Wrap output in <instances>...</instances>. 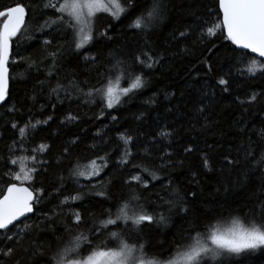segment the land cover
<instances>
[{
    "label": "trees",
    "instance_id": "trees-1",
    "mask_svg": "<svg viewBox=\"0 0 264 264\" xmlns=\"http://www.w3.org/2000/svg\"><path fill=\"white\" fill-rule=\"evenodd\" d=\"M16 2L17 0H0V7L12 6ZM21 2L25 6L31 4L32 7H35L32 0H21ZM36 2L38 3L40 0H36ZM203 2L204 0H161L165 10L160 20L154 21L145 29V32L150 35L127 28L126 25L130 21L124 19L123 14H121L120 20L113 19L110 12L103 11L96 14L92 19L96 33L108 29V35L113 38L112 40H99L94 46L86 45L85 54L91 56L99 54L100 59L97 64L85 61L83 56L76 59L70 53H66L59 62L53 63L48 56V51L42 45L44 34L37 31V28L39 24H43L45 19H55L59 14H53L51 17L27 18L26 34L35 33L40 39L29 42L22 36L17 42L14 38L12 60L23 59L27 62L11 63L9 66L10 94L5 104L0 107V168L3 167V160L12 159L15 145L23 147L29 155H33L34 151L36 153L41 145L50 149L42 155H37L39 160H47L48 163L40 168V174L36 176L35 184L37 187L42 185L46 190L44 199L37 205V208L43 209L44 215H51L52 221L38 219L42 215L39 212L32 216L31 220L26 223H39L41 229H30L26 236L22 233L18 244L5 240L4 244L14 243L17 251L12 257L0 260V264H45L43 258L33 257L32 251L36 247H46L49 244L55 248L61 236L65 238L60 246L61 254L65 248L75 247L77 236H81L80 244L81 247H84L83 236L88 235L87 229L92 226L94 221L99 225L101 214L98 203L100 197L87 195L90 190L102 191L105 184L111 180L112 194L119 196L122 192H126L121 181L128 175L129 170L134 175L139 174V169L132 168V164L140 165L141 168L159 169L162 164L169 163L160 158L162 156L159 151L160 145L156 144V140L159 139L156 136L158 128H168L169 131L179 132L174 140L170 137L163 143L171 142L166 151L173 154L174 160H180L181 157L185 159L183 168L172 169L169 167L165 171L157 172V175L166 178L170 173L177 181L176 187L181 192L186 188L193 187L188 184L190 179L188 168L191 165L192 169L199 170L198 156L201 151H208L207 145H213L212 151L215 157L227 151H233L235 154L234 143L247 142L249 136H245L243 141L235 139L236 133L231 129L237 127L236 121H242L238 127L249 128V135L253 140H258L259 135L264 133V127L260 124V120L264 119V111H261L264 108V96H261L260 100L254 104L244 106L240 104L241 100H247L252 95L264 93V76L258 75L256 78H251L247 73L244 76H239L233 69V75L226 77L230 79V90L225 93L221 86L215 85V80L228 71V67L223 64V49L215 54L204 52V55H201L205 46L198 43L196 24L193 17L188 14V10L191 8L193 12L203 11L199 8ZM117 3H121L123 6V0H117ZM150 4L151 0H148V5ZM107 21H111L115 27H112ZM186 25L191 29L190 35L187 40L180 38L177 43V40L173 39L172 33L177 27L183 29ZM48 31L52 32L53 29ZM54 35H56V39L53 47L64 43L65 40L72 39L70 34H65V25H60L59 34L54 33ZM48 38L51 39L50 36ZM216 43L221 45L224 42L220 39ZM145 44L165 53L166 63L151 72L144 69L147 75L142 79L148 80L146 88L139 95H137L138 90H134L129 97L121 96L120 102L112 110H105L102 118L97 119L101 115V108L104 107L106 101L99 94L89 97L85 93L93 86L98 85L102 75H106L105 87L108 79L115 84L118 77L120 88L130 87L134 75L140 74L138 69L133 75H129L119 68L106 74L105 69L114 63L112 55L117 59L130 61L131 54L137 53ZM182 48L184 51H181ZM17 53L20 55L17 56ZM210 54L211 61L215 65L214 72H208L207 67L203 64ZM252 58L249 55L240 67H248ZM30 64L31 68H29ZM98 65H102L99 74L97 73ZM85 81H87L86 84ZM54 89L56 91H53ZM205 92L208 95L204 104L211 109L209 119L216 124L215 127L207 131L202 128L205 123L203 116L196 114V108L200 105L192 103L194 99H199ZM244 107H248L249 111L245 112ZM10 108L15 110L9 111ZM169 108L173 110L169 112ZM109 111L111 115L117 116L116 121H113L108 115ZM141 112L143 113L141 119H136ZM70 115L76 119L70 121L68 119ZM49 116L52 117L50 120ZM37 121H41V123L37 124ZM29 122L38 125V127L30 131L24 143L20 144L18 129H13L12 123L18 124L19 127H25ZM253 128L256 135H251ZM120 133L131 135L134 145L125 146L123 141L118 139ZM77 138L79 139L76 144H72L71 141ZM189 141L192 142L191 146L194 151L187 155L183 152V148L188 146ZM9 146H12L11 152ZM65 147L70 149V155L67 158L64 155ZM125 147L132 151L134 159L127 167H115V162L122 158ZM105 153L111 154L109 167L100 176H93L90 169L98 167V165H93L92 160L97 155L102 156ZM257 155L259 156V153ZM69 159L73 161L77 171L85 173L83 177L69 178ZM241 159L243 160V155H241ZM12 168V165L9 164L6 171H10ZM61 177L64 178L63 188H61ZM198 178L206 200L224 199L223 193L219 197L215 194V175L200 171ZM77 179L79 185L84 186L79 189L86 194L84 199L70 201L68 205L60 204L65 196L76 195L79 186L73 181ZM90 180L98 186L93 189ZM7 183L8 179L4 177L3 180H0V188L6 189ZM165 183H167V179H165ZM260 183L259 174L252 175L251 181L243 190L234 191L228 197L230 207L227 210L216 207L212 203L202 205L205 209H214L212 218L203 221V224L219 231L234 228V221L244 227H250L252 216L249 213V208L254 204L253 197ZM160 190L159 185L152 189V191ZM141 191L143 190L141 189ZM144 195L146 196L148 193L145 192ZM261 199H264V195H261ZM104 207L107 208V204ZM76 211L83 213L86 224L81 225L71 235H68L65 233V227H72V213ZM115 211L116 209H113L114 213ZM20 227L23 225L21 224ZM188 227L189 223L179 218H174V223H170L167 228H158L154 225V231L150 233L151 242L153 245L165 242L167 247L174 237L185 232ZM208 228H204L202 225L201 231L206 233ZM112 230L117 231V237H112L108 232L104 237H101V240H104L109 247L118 249L121 240L124 243H129V240L123 237L117 229L113 228ZM195 235L196 233H193V236ZM192 242V240L188 241L189 244ZM96 243L100 244V240H97ZM4 244H0V249L4 248ZM101 247L103 248V244ZM90 252L91 249L80 253L78 249L77 253L79 254L69 252L68 257L80 259ZM174 255L175 251L168 258H173ZM143 258L154 261L161 259L150 253H144ZM208 264H264V248L247 250L239 256L222 253L216 260L208 259Z\"/></svg>",
    "mask_w": 264,
    "mask_h": 264
},
{
    "label": "snow or ice",
    "instance_id": "snow-or-ice-1",
    "mask_svg": "<svg viewBox=\"0 0 264 264\" xmlns=\"http://www.w3.org/2000/svg\"><path fill=\"white\" fill-rule=\"evenodd\" d=\"M32 2L35 7H32L31 4L25 6L21 0H17L15 5L0 7V104L5 103L10 94V64L27 62L23 59L12 60L14 38L17 42L22 36L29 42L40 39L35 33L26 34L27 18L34 19L36 16L43 18L59 14L55 19H45L43 24H39L37 28V31L44 34L42 45L48 51V56L53 63L59 62L66 53H70L76 59L83 56L85 61L97 64L100 59L99 54L96 56L85 54L86 45L94 46L99 40H112L113 38L108 35V29L96 33L91 19L96 12L101 10L108 12L110 8H114L115 11L111 12L113 19L120 20L121 14H123V18L130 21L126 25L127 28L150 35L145 32V29L154 21L160 20L165 10L161 0H151L150 5H148V0H123V6L121 3H117V0H108L107 6L102 3V0H40L38 3L36 0H32ZM199 8L203 11L193 12L189 8L188 14L193 17L196 24L198 43L205 46L201 55H204V52L215 54L223 49V64L228 67V71L215 80V85L221 86L223 92H229L230 79L226 77L233 75V69L236 70L235 74L239 76H244L245 73L251 78H256L258 75L264 76V59H257L264 58V0H204ZM107 23L115 27L111 21H107ZM60 25H65V34H70L72 39L65 40L64 43L53 47L56 39L54 33L59 34ZM49 29H53V31L50 32ZM190 32L191 29L187 25L183 29L177 27L172 33V37L179 43L180 38L187 40ZM49 36L51 39L48 38ZM220 39L224 43L218 45L216 41ZM181 51L184 49L182 48ZM211 54L203 61L208 72L215 71ZM250 54H255L257 58L250 60V66L241 68L240 65L245 62ZM19 55L17 53V56ZM110 55L112 54L110 53ZM112 60L114 63L105 69L106 74H110L117 68L129 75H133L138 69L140 74L134 75L130 87L124 88H120L119 77L115 84L108 79L105 87L106 75L101 76L98 85L93 86L85 93L89 97L99 94L106 101L104 107L101 108V115L97 119L102 118L105 110H112L120 102L121 96L129 97L134 90H138L137 95H139L148 84V80L142 79L147 75L144 69L151 72L157 67L163 66L166 63V54L145 44L137 53L131 54L130 61L117 59L114 55H112ZM31 67L30 64L29 68ZM100 67L102 65L97 66L98 74ZM84 83L86 84L87 81ZM81 91L83 90L81 89ZM207 95L206 92L202 93L199 99L192 101L193 104L200 105L196 108V114L203 116L205 120L202 126L204 131L216 126L215 122L209 119L211 109L204 104ZM261 96H264V93L252 95L247 100H241L240 104L241 106L254 104L260 100ZM165 98L167 99V96ZM14 110L9 109V111ZM172 110L171 108L168 109L169 112ZM244 111L248 112L249 108L244 107ZM261 111H264V108ZM108 115L113 121L117 120V116L111 115L110 111ZM142 115L141 112L136 119H141ZM51 118V116L48 117L49 120ZM68 119L71 121L76 117L70 115ZM241 122L236 121L237 127L231 130L236 133L235 139L237 141H243L245 136H249L247 142L234 143L235 154L233 151H227L215 157L212 151L213 145H207L208 151H201L198 156L199 170L192 169L189 165L190 179L188 184L193 187L186 188L183 192L176 187L177 181L170 173L166 178L157 175V172L165 171L169 167L172 169L183 168L185 159L181 157L180 160H174L173 154L166 151L171 142L163 143L170 137L174 140L179 132L169 131L168 128H158L156 136L159 139L156 140V144L160 145L159 151L162 153L160 158L169 163L162 164L159 169L141 168L140 165L132 164V168L139 169V174L134 175L129 170L128 175L121 181L126 192H122L119 196L112 194L111 180L105 184L102 191L90 190L87 195L100 197L98 203L101 214L99 225L94 221L92 226L87 229L88 235L83 236L84 247H81L80 244L81 236H77L75 247L65 248L61 254L60 246L65 239L61 236L55 248L50 244L46 247H36L32 251L33 257L43 258L45 264H208L209 254L212 260H216L222 253L239 256L247 250L264 248V199H261V195H264V133L259 135L258 140H253L249 135V128L238 127ZM36 123L39 124L41 121ZM260 124L264 127V119L260 120ZM28 127L35 128V125L29 122L25 127H19L18 124L12 123V128L19 131L20 144H23L24 140L27 139ZM251 135H256L254 128L251 130ZM78 139H74L71 143L76 144ZM118 139L122 140L125 146L134 145L133 137L126 133H120ZM191 145L192 142L189 141L188 146L183 148L185 154L193 153L194 148ZM9 148L11 152L12 146ZM45 150L50 149L41 145L39 152ZM12 154L14 155V153ZM64 155L65 158L70 155L68 147L64 148ZM145 155L147 156V153ZM241 155H243V160ZM132 159H134V154L128 147H125L122 158L115 162V167H127ZM110 160V153H105L102 156L97 155L92 160V164L98 165V167L92 168V175L100 176L109 167ZM47 163V160H39L35 151L27 166L18 159L3 160V167L0 168V180L7 177L8 183L6 190L0 188V244H4L5 240L18 244L22 233L26 236L30 229H41L39 223H26L38 212L42 214L38 219L52 221L51 215H44L43 209L37 208V205L44 199L46 190L42 185L36 186L35 178L40 174V168ZM9 164L13 168L6 171ZM18 164L20 167L17 171L15 166ZM37 164L40 167H37ZM44 171L46 172L47 169L45 168ZM200 171L215 175V194L219 197L223 193V200L208 201L204 198L203 189L200 188L201 182L198 178ZM68 173L69 178L85 175L83 171L76 170L71 159L68 160ZM255 174H259L261 183L254 194V204L249 208V213L252 216L250 228L234 221V228L220 232L203 224V221L212 218L214 209H205L202 205L212 203L216 207L227 210L230 207L228 197L234 191L243 190L251 181L252 175ZM165 179H167V183H165ZM61 181V188H63V177H61ZM16 182H19V185ZM25 182H27V186H24ZM73 183L79 186L76 195L65 196L60 204L68 205L70 201L84 199L86 194L79 190L84 186L79 185L78 179L74 180ZM90 183H92L93 189L98 186L91 180ZM157 185L160 186L161 190L152 191ZM145 192L148 195L145 196ZM105 204H107V208L104 207ZM113 209H116L115 213ZM72 217V227H65V233L68 235H71L81 225L86 224L82 212L76 211L72 213ZM174 218L188 222V229L174 237L167 247L165 242L153 245L150 238V233L154 231L153 226L167 228L170 223H174ZM21 224L23 227H20ZM202 225L204 228H208L206 233L201 231ZM113 228L127 238L129 243H124L121 240L117 249L109 247L104 240H101L106 232L110 233L112 237H117V231H113ZM193 233L196 235L193 236ZM97 240H100V244L96 243ZM189 240L193 242L189 244ZM14 243L4 244V248L0 249V260L13 256L17 251ZM101 244H103V248ZM78 249L80 253L87 252L89 249L91 252L80 259L68 257L69 252L79 254L77 253ZM174 251V257L168 258ZM144 253L153 254L161 259L156 261L145 260L143 258Z\"/></svg>",
    "mask_w": 264,
    "mask_h": 264
},
{
    "label": "rangeland",
    "instance_id": "rangeland-1",
    "mask_svg": "<svg viewBox=\"0 0 264 264\" xmlns=\"http://www.w3.org/2000/svg\"><path fill=\"white\" fill-rule=\"evenodd\" d=\"M102 3H104L105 4V6H107V4H108V0H102ZM113 11H115V9L114 8H110L109 9V11L108 12H113ZM100 12H103L102 10L101 11H98V12H96L95 13V15L93 16V17H95L96 16V14H98V13H100ZM93 17L91 18V19H93ZM93 21V20H92ZM249 66H250V64H249ZM35 125V124H34ZM38 127V125H35V128H31V127H28L27 128V134L30 132V131H33V130H35L36 128ZM18 138H19V141H20V139H21V137H20V135H19V131H18ZM40 148V147H39ZM39 148H38V150L36 151V155H39V154H43L44 152H39ZM12 153H14V155L12 154V159H18V160H20L22 163H25V166H27V163H30V161H31V157L33 156V155H29V154H27V152H26V150L23 148V147H21V146H18V145H15L14 147H13V152ZM39 166V164H37V167ZM13 167V166H12ZM16 167V170L18 171L19 170V167H20V164H18V165H16L15 166ZM92 171V168L90 169V172ZM92 173V172H91ZM17 184H19V182H16ZM25 184H27V182H25ZM230 229V228H229ZM229 229H227V230H229ZM227 230H225V231H227ZM225 231H220V232H225ZM210 256V255H209ZM208 259H211V257H208Z\"/></svg>",
    "mask_w": 264,
    "mask_h": 264
},
{
    "label": "water",
    "instance_id": "water-1",
    "mask_svg": "<svg viewBox=\"0 0 264 264\" xmlns=\"http://www.w3.org/2000/svg\"><path fill=\"white\" fill-rule=\"evenodd\" d=\"M250 56L253 57V58H257V57H255V54H250ZM257 59H264V58H257ZM3 104H5V103L0 104V107H1ZM18 185H19V184H18ZM24 186H27V184H24ZM5 190H6V189H5Z\"/></svg>",
    "mask_w": 264,
    "mask_h": 264
},
{
    "label": "clouds",
    "instance_id": "clouds-1",
    "mask_svg": "<svg viewBox=\"0 0 264 264\" xmlns=\"http://www.w3.org/2000/svg\"><path fill=\"white\" fill-rule=\"evenodd\" d=\"M250 227H251V226H250ZM250 227H249V228H250Z\"/></svg>",
    "mask_w": 264,
    "mask_h": 264
}]
</instances>
